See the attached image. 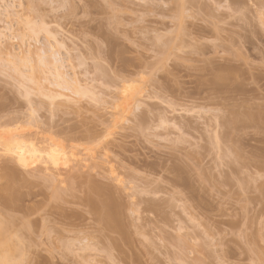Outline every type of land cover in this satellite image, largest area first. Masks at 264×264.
<instances>
[{"label":"rangeland","instance_id":"obj_1","mask_svg":"<svg viewBox=\"0 0 264 264\" xmlns=\"http://www.w3.org/2000/svg\"><path fill=\"white\" fill-rule=\"evenodd\" d=\"M1 108L69 155L0 199L21 264H264V0H0Z\"/></svg>","mask_w":264,"mask_h":264},{"label":"bare ground","instance_id":"obj_2","mask_svg":"<svg viewBox=\"0 0 264 264\" xmlns=\"http://www.w3.org/2000/svg\"><path fill=\"white\" fill-rule=\"evenodd\" d=\"M183 1V0H182ZM36 28V27H35ZM34 27H33V30L35 29ZM167 44V43H166ZM168 46V45H167ZM169 47V46H168ZM54 56V57H53ZM52 57H53V59H54V61H56V62H59V60H57V56H55L54 54H52ZM45 60V59H44ZM15 61H16V59H15ZM42 61V60H41ZM20 62H21V60H20ZM44 63H45V61H43ZM11 63V62H10ZM15 63V62H14ZM18 64H19V61H18ZM22 64V63H21ZM48 64V63H47ZM43 65V64H42ZM17 66V65H16ZM44 66V65H43ZM15 67V66H14ZM20 67H22L21 65H20ZM150 67V66H149ZM18 68V70L17 71H15V72H17L18 73V77H21L22 78V76H20L19 75V72H20V69H19V67H17ZM102 68V67H101ZM146 68V67H145ZM14 69V68H13ZM98 69V68H97ZM144 69V68H143ZM142 69V70H143ZM104 70V69H103ZM102 70V71H103ZM148 70V69H147ZM101 71V70H100ZM101 71V73H102V75L104 74L103 72ZM140 71V70H139ZM144 71H146V69L144 70ZM225 71V70H224ZM105 72V71H104ZM136 73V72H135ZM230 74V73H229ZM17 75V74H16ZM22 75V74H21ZM60 75H61V73H60ZM60 75H58L59 77H60ZM136 75H138V74H136ZM216 75H217V73H216ZM104 76V75H103ZM117 76V75H116ZM128 76V75H127ZM220 76H222V75H220ZM224 76H226V75H224ZM63 77V76H62ZM62 77H60V79L62 78ZM118 77V76H117ZM120 77V76H119ZM139 77V76H138ZM232 77V76H231ZM23 78H24V76H23ZM64 78V77H63ZM105 78V77H104ZM124 78V77H123ZM219 78V77H218ZM222 77H220V79H221ZM59 79V80H60ZM103 79V78H102ZM116 79V78H115ZM142 79V78H141ZM216 79V78H215ZM227 79H228V77H227ZM227 79L226 78H223V80H226V82H227ZM62 80V79H61ZM60 80V81H61ZM64 80L65 81H67L68 82V80H66L65 78H64ZM64 80H62V81H64ZM105 80V79H104ZM121 80H123V79H121ZM126 80H128V79H126ZM143 80V79H142ZM230 80V79H229ZM70 81V80H69ZM215 81V80H214ZM221 81V80H220ZM71 82V81H70ZM109 82V81H108ZM117 82H118V80H117ZM119 82H120V80H119ZM125 82V81H124ZM23 83V82H22ZM69 83V82H68ZM72 83V82H71ZM116 83V82H115ZM128 83H130V82H128ZM220 83V82H219ZM60 84V83H59ZM113 84V83H112ZM111 84V85H112ZM117 84V83H116ZM22 85V84H21ZM55 85V84H54ZM61 85V84H60ZM66 85H68V84H65L64 85V83H63V86H65L66 87ZM115 85V84H114ZM121 85V84H120ZM19 86H20V84H19ZM24 86V85H23ZM62 86V85H61ZM62 86V87H63ZM74 87V84L73 85H71V87ZM225 86V85H224ZM118 87V86H117ZM124 87V86H123ZM219 87H220V85H219ZM21 88V87H20ZM76 88V87H75ZM69 89V88H68ZM73 89V88H72ZM120 89V88H119ZM128 89H129V87H128ZM64 90V89H63ZM66 90V89H65ZM78 90V89H77ZM117 90V89H116ZM122 90H124V89H122ZM68 91V90H67ZM76 91V90H75ZM79 91H80V89H79ZM21 92V91H20ZM69 92V91H68ZM71 92V91H70ZM82 92V91H81ZM81 92H79V94L81 93ZM126 92V91H125ZM138 92V91H137ZM27 93H29V91H27ZM40 93H41V91H40ZM43 93V92H42ZM41 93V94H42ZM60 93V92H59ZM62 93V92H61ZM72 93V92H71ZM70 93V94H71ZM141 93V92H140ZM24 94H25V92H24ZM129 94H130V92H129ZM133 94V93H132ZM150 94V93H149ZM26 95H28V94H26ZM45 95V94H44ZM58 95V94H57ZM56 95V96H57ZM60 95H62V94H60ZM65 95V94H64ZM75 95V94H74ZM25 96V95H24ZM46 96V95H45ZM50 96V95H49ZM73 96V95H72ZM16 97V96H15ZM83 97V96H82ZM126 98H128V100L130 99L129 97H127V95L125 96ZM125 97H123L122 99H125ZM19 98H21V97H19ZM23 98V97H22ZM25 98V97H24ZM31 98V97H30ZM71 98V97H70ZM74 99V98H73ZM13 103V102H12ZM51 103H53V102H51ZM19 104V103H18ZM50 104V103H49ZM5 105V104H4ZM45 105H47V104H45ZM53 105V104H52ZM10 106V105H9ZM26 106V105H25ZM37 106V105H36ZM60 106V105H59ZM22 108V107H21ZM51 108V107H50ZM2 109L3 108H1V110L0 111H2ZM32 109H34V108H32ZM56 109V108H55ZM137 109V108H136ZM37 110H38V108H37ZM52 110H54L53 108H52ZM52 110H50V111H52ZM4 111V110H3ZM21 111V110H20ZM30 111V110H29ZM126 111V110H125ZM132 111V110H131ZM54 112V111H53ZM12 113V112H11ZM16 113V112H15ZM33 113V112H32ZM35 113V112H34ZM37 113V112H36ZM52 113V112H51ZM1 114V113H0ZM3 115V114H2ZM20 115V114H19ZM28 115H29V113H28ZM236 115V114H235ZM234 115V116H235ZM18 118H20V116H18V115H16ZM26 116V115H25ZM35 116H36V114H35ZM34 116V117H35ZM0 117H2L1 115H0ZM3 117H5V116H3ZM11 117V116H10ZM33 117V118H34ZM237 117V116H236ZM243 117V116H242ZM241 117V118H242ZM249 117V116H248ZM238 118V117H237ZM1 119V118H0ZM5 119V118H4ZM7 119V118H6ZM10 119H12V118H10ZM22 119V118H21ZM24 119V118H23ZM26 119V118H25ZM35 119V118H34ZM2 120V119H1ZM13 120V119H12ZM15 120V119H14ZM238 120H239V118H238ZM240 120H242V119H240ZM2 121H4V120H2ZM6 121V120H5ZM11 121V120H10ZM251 121V120H250ZM12 122V121H11ZM14 122V126L15 127H12V128H14V129H8V126L9 125H12V124H10V122H9V124H8V126L6 127V125L5 124H7V123H5L4 125L3 124H0V154H1V156H2V158L4 157L5 158V162L7 163H9V164H6L5 166H3L4 164H5V162H4V164L2 165L4 168H3V170L5 171V176H6V178H7V180H8V183H10L9 185H5L6 187L4 188V194H0V199L1 198H3V200L5 201V202H7L8 203V206H9V203L11 204V202H16V201H18V200H20L19 198L21 197L20 196V194L22 193V192H19V188H21L22 187V185H24V184H26V185H28L27 183H28V180H27V182H26V180H24V179H22V177H21V175L22 174H20V172L18 171V169H23V170H27V172H28V169H32V167L33 166H38L39 164H38V162H42V164H43V167L41 168L40 167V170H41V172L42 173H44V174H47L48 172H51V174L50 175H52V177L54 178V180H56L57 179V177L55 176L56 175V172H59L58 170H59V167L60 166H62L61 165V163L62 164H64V165H67V164H65V162H67L66 160L68 159V157H67V153L68 152H66V148L65 147H63V145H59V143L57 144V142H54V141H51V139L50 140H48V139H43V138H41L40 136V134H38V133H31L30 131H29V133H27V132H24L22 129H23V126H22V124L20 123V120H16V121H13ZM234 122V121H233ZM232 122V123H233ZM236 122H238V121H236ZM242 122H243V120H242ZM21 124V126H20V124ZM23 123V122H22ZM27 123V122H26ZM32 123V122H31ZM30 123V124H31ZM143 123V122H142ZM235 123V122H234ZM244 123H245V121H244ZM19 124V125H18ZM36 124V123H35ZM237 124V123H236ZM240 124H241V122H240ZM12 125V126H13ZM26 125V124H25ZM229 125V124H228ZM238 125V124H237ZM236 125V126H237ZM5 126V127H4ZM233 126V125H232ZM21 127H22V129H21ZM29 128H30V126H28ZM27 127V128H28ZM35 127V126H34ZM10 128V127H9ZM27 128H24L25 130L27 129ZM76 129V128H75ZM228 129V128H227ZM68 131V130H67ZM40 133V132H39ZM71 133V132H70ZM86 133V132H85ZM74 134V133H73ZM227 134V133H226ZM38 135H40L39 137H38ZM74 136H75V134H74ZM95 136V135H94ZM67 137V136H66ZM69 137V136H68ZM51 138V137H50ZM83 138V137H82ZM86 138V137H85ZM226 138V137H225ZM53 139V138H52ZM88 139V138H87ZM68 140H69V138H68ZM228 140V139H227ZM91 141V140H90ZM63 144V143H62ZM1 156H0V158H1ZM69 156V155H68ZM1 158V159H2ZM63 161H65L64 163H63ZM1 162H2V160H1ZM12 163V165H15V164H17L16 166L17 167H20V168H17L16 166L14 167V166H12V165H10ZM15 163V164H14ZM2 164V163H1ZM38 164V165H37ZM34 168V167H33ZM178 168V167H177ZM86 169V168H85ZM3 170H2V172H3ZM37 170H39V169H37ZM174 170V169H173ZM181 170V169H180ZM188 170V169H187ZM52 171H56L55 172V174H53L54 172H52ZM39 172V171H38ZM188 172V171H187ZM22 173V172H21ZM40 173V172H39ZM80 174H82V173H80ZM86 174V173H85ZM183 174H184V172H183ZM187 174V173H186ZM59 175H61V174H58L57 176H59ZM78 175V174H77ZM35 176V175H34ZM44 176H46V175H44ZM63 176V175H62ZM86 176V175H85ZM180 176V175H179ZM41 177V176H40ZM60 177V176H59ZM78 177V176H77ZM177 177V176H176ZM2 178V177H1ZM0 178V179H1ZM5 178V177H4ZM6 178L4 179V180H6ZM39 178V177H38ZM42 178V177H41ZM46 178V177H45ZM56 178V179H55ZM74 178H76V177H74ZM74 178H72V179H74ZM81 177L79 176V180H80V182H81V180L83 179H80ZM88 178V177H87ZM30 179V178H29ZM36 179V178H35ZM35 179H32V180H35ZM47 179V178H46ZM45 179V180H46ZM51 179V178H50ZM61 179V178H60ZM31 180V179H30ZM39 180V179H38ZM41 180V179H40ZM44 180V179H43ZM49 180V179H48ZM52 180L53 179H51V182H52ZM58 180V179H57ZM63 180V179H62ZM66 180V179H65ZM65 180H64V183H65ZM93 180V179H92ZM74 181V180H73ZM114 181V180H113ZM51 182H50V185H51ZM67 182H68V180H67ZM70 182H72V180H70ZM69 182V183H70ZM178 182V181H177ZM5 183V182H4ZM7 183V184H8ZM33 183V182H32ZM47 183H49V182H47ZM53 183H55V182H53ZM52 183V184H53ZM56 183H58V182H56ZM62 183V182H61ZM87 183H90L89 182V180H88V182ZM98 183V182H97ZM104 183V182H103ZM176 183V182H175ZM3 184V183H2ZM59 184H60V182H59ZM66 184H68V183H66ZM78 184V183H77ZM120 184V183H119ZM180 184V183H179ZM185 184V183H184ZM60 185H62V184H60ZM80 185V184H79ZM91 185V184H90ZM90 185H88L89 186V188H90ZM93 185V186H92ZM92 187L90 188L94 193H93V195L95 194V192L97 193V194H99L98 195V197L100 198V200L98 199V200H95L94 198H92V196H88V198H86V201H87V203L91 206V208L94 210V211H96L97 213H99V215H101V218H103L104 217V220L105 221H107L108 223H111L113 220H114V222H115V220L121 215V214H119L120 212V208L122 207V205H121V207L119 208L118 207V205L116 204L117 203V201H116V203L112 200L113 198L109 195L108 196V193H106L107 191H111V190H107L106 188H105V190H104V187L102 188V186H100L99 187V185L97 186V185H94V183H93V181H92ZM104 185V184H103ZM121 185V184H120ZM64 186V185H63ZM68 186H69V184H68ZM85 186H86V184H85ZM84 186V187H85ZM177 186V185H176ZM23 187H25V185L23 186ZM33 187V186H32ZM43 187V186H42ZM51 187V186H50ZM65 187V186H64ZM71 187V186H70ZM81 187H82V185H81ZM53 188V187H52ZM52 188H50L51 189V191L53 192V195H54V197H57V193H59V190L57 191V189L56 188H58V186H56V188H54L55 190V192L52 190ZM61 188H63V187H61ZM1 189V188H0ZM35 189V188H34ZM47 189V188H46ZM49 189V188H48ZM47 189V190H48ZM59 189V188H58ZM68 189V190H67ZM82 189H83V187H82ZM112 189V188H111ZM1 190H3V189H1ZM21 190V189H20ZM22 191V190H21ZM65 191H68L69 192V188H67L66 187V190ZM65 191H63V192H65ZM87 191V190H86ZM104 191H106L105 193H104ZM34 192V191H33ZM57 192V193H56ZM1 193V192H0ZM3 193V192H2ZM25 193V192H24ZM92 193V192H91ZM35 194V193H34ZM21 195H23V194H21ZM25 195V194H24ZM43 195V194H42ZM62 194H61V192L59 193V197L61 196ZM66 195V194H65ZM92 195V194H91ZM111 195H112V193H111ZM31 196V195H30ZM35 196V195H34ZM50 196H51V193H50ZM114 196V195H113ZM24 197V196H23ZM42 197V196H41ZM53 197V196H52ZM58 197V199H60ZM87 197V196H86ZM95 197V196H94ZM25 198V197H24ZM32 198H33V195H32ZM36 198V197H35ZM62 198H64V196L62 197ZM62 198H61V200H62ZM85 198V197H84ZM112 198V199H111ZM38 199V198H37ZM52 199V198H51ZM81 199V198H80ZM22 200H24V199H22ZM53 200V199H52ZM55 201H56V199H54ZM53 200V201H54ZM68 200V199H67ZM82 200V199H81ZM2 201V200H1ZM4 201H2L3 203H4ZM84 200H82V202H83ZM59 202H60V200H59ZM151 202V201H150ZM16 203H18V202H16ZM51 203H52V201H51ZM57 203V202H56ZM61 203V202H60ZM84 203V202H83ZM120 203V202H119ZM149 203V202H148ZM5 204V203H4ZM47 204H49V203H47ZM55 204V203H54ZM13 205V204H12ZM12 205L10 206V207H12ZM19 205H20V203H19ZM85 205V204H84ZM88 205V206H89ZM4 206V205H3ZM6 207H8L7 206V204L5 205ZM37 206V205H36ZM55 206V205H54ZM156 206V205H155ZM15 207V206H14ZM16 207H18V205H16ZM53 206H51V208H52ZM57 207V206H56ZM55 207V208H56ZM18 208H20V207H18ZM89 208V207H88ZM150 208V207H149ZM149 208H148V210H149ZM4 209V208H3ZM54 209V208H53ZM59 209V208H58ZM132 209V208H131ZM169 209V208H168ZM2 210V209H1ZM38 210V209H37ZM154 210V209H153ZM20 211H21V208H20ZM88 211H90V210H88ZM122 211H124V210H122ZM12 212H13V210H12ZM60 212V211H59ZM61 212H62V210H61ZM93 212V211H92ZM96 212H94V213H96ZM0 213H1V211H0ZM6 213V212H5ZM20 213V212H19ZM122 213V212H121ZM157 213V212H156ZM4 214V213H3ZM6 214H8V212L6 213ZM5 214V215H6ZM22 214V213H21ZM50 214H52V213H50ZM57 214H58V212H57ZM60 214V213H59ZM119 214V216H117ZM124 214V213H123ZM2 215V214H1ZM8 215H10V214H8ZM7 215V216H8ZM30 215V214H29ZM54 215H55V213H54ZM159 215V214H158ZM6 216V217H7ZM27 216V215H26ZM60 216V215H59ZM5 217V218H6ZM14 216H12V217H8V219H7V221H5L7 224H8V228H9V225H15L14 224V222H15V219L17 220V218L16 217H14ZM18 217V216H17ZM50 217H54V216H50ZM100 217V216H99ZM162 217V216H161ZM3 218V217H2ZM5 218H3V219H5ZM55 218V217H54ZM66 219V218H65ZM119 219H121V218H119ZM6 220V219H5ZM19 220V219H18ZM29 220V219H28ZM31 220V219H30ZM49 220V219H48ZM58 220H59V218H58ZM103 220V219H102ZM4 221V220H3ZM21 221V220H20ZM20 221H19V223H20ZM32 221V220H31ZM60 221H61V219H60ZM96 221H97V219H96ZM99 221V220H98ZM104 221V223H107V222H105ZM165 221V220H164ZM22 222V221H21ZM48 222V221H47ZM51 222V221H50ZM102 222V221H101ZM166 222V221H165ZM31 223V222H30ZM60 223V222H59ZM117 223H118V220H117ZM121 223V222H120ZM5 224V223H4ZM3 223H2V221H0V264H17V263H19L20 262V260L22 259V257H25V255L23 254V253H27V251H25V250H23L24 248H23V245H24V247H25V243H24V241L23 240H25L24 238H26V236L25 237H23V239H22V236H23V234H22V236L20 235V234H18L19 235V237L17 236V237H15V236H13L15 233L14 232H12V234L13 235H11V234H9V232L10 231H14L12 228H9V229H7V224H6V226L4 225ZM23 224H24V226L25 227H29L30 225H29V223H24L23 222ZM46 223H44V225H45ZM12 225V227L14 228H16L18 225H16V226H13ZM20 225V224H19ZM102 225V224H101ZM114 225V224H113ZM23 225H21V227H23V228H25ZM33 226V225H32ZM32 226H30V227H32ZM47 226V225H46ZM45 226V227H46ZM11 227V226H10ZM21 227H18V228H21ZM38 227V226H37ZM112 227V226H111ZM16 229V231L17 230H19V229ZM33 228V227H32ZM31 228V229H32ZM41 228H42V226H41ZM103 228V227H102ZM10 229H12V230H10ZM30 229V228H29ZM30 229V230H31ZM112 229V228H111ZM114 229H115V226H114ZM113 229V230H114ZM117 229V228H116ZM30 230H28L29 232H31ZM37 230V229H36ZM43 230V229H42ZM47 230V229H46ZM76 230V229H75ZM110 230V229H109ZM119 230H120V228H119ZM7 231H8V234L9 235H11V236H13L15 239L13 240V239H10L9 238V235H7L6 233H7ZM15 231V232H16ZM23 231H26V229L25 230H23ZM45 231V230H44ZM80 231V230H79ZM79 231H76V232H79ZM27 232V231H26ZM48 232V231H47ZM81 232V231H80ZM79 232V233H80ZM120 232V231H119ZM17 233H19V231L17 232ZM20 233H21V229H20ZM46 233V232H45ZM75 233V232H74ZM85 233H86V231H85ZM106 233V232H105ZM118 233V232H117ZM32 234V233H31ZM35 234V233H34ZM42 234V233H41ZM48 234V233H47ZM47 234H46V236H47ZM76 234H78V233H76ZM84 233H83V231H82V233H81V235H83ZM101 234V233H100ZM122 234V233H121ZM25 235V234H24ZM28 235V234H27ZM45 235V234H44ZM43 235V236H44ZM8 236V237H7ZM36 236V235H35ZM40 236V235H39ZM77 236V235H76ZM13 237H11V238H13ZM67 237H69V236H67ZM75 237V236H74ZM80 237V236H79ZM84 236H82V238H83ZM89 237V236H88ZM29 238H30V236H29ZM78 238V237H77ZM91 238V237H90ZM115 238V237H114ZM27 239V238H26ZM63 239V238H62ZM68 239V238H67ZM86 239L88 240V238L86 237ZM85 239V240H86ZM94 239V238H93ZM179 239H180V237H179ZM30 240V239H29ZM64 240V239H63ZM82 240V239H81ZM127 240H129V239H127ZM15 241V242H14ZM22 242H23V245H22ZM74 242V241H73ZM75 243V242H74ZM181 243V242H180ZM26 244H27V242H26ZM32 244V243H31ZM60 244V243H59ZM63 245V244H62ZM34 246V245H33ZM74 246V245H73ZM94 246V245H93ZM93 246H92V248H93ZM131 246V245H130ZM60 247H61V245H60ZM59 247V248H60ZM64 247V246H63ZM66 247V246H65ZM68 247V246H67ZM28 248H29V246H28ZM27 248V249H28ZM31 248V247H30ZM29 248V249H30ZM86 248L88 249V247H87V245H86ZM18 255V256H17ZM17 256V257H16ZM19 259V260H18ZM23 259H25L26 260V258H23ZM16 261H18V262H16ZM22 261V260H21ZM24 262V261H23ZM23 262H20L19 264H21V263H23Z\"/></svg>","mask_w":264,"mask_h":264}]
</instances>
